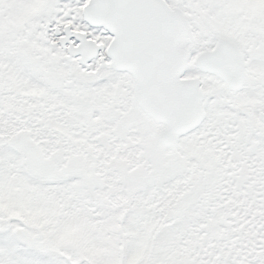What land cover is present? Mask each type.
<instances>
[{
  "label": "snow or ice",
  "instance_id": "1",
  "mask_svg": "<svg viewBox=\"0 0 264 264\" xmlns=\"http://www.w3.org/2000/svg\"><path fill=\"white\" fill-rule=\"evenodd\" d=\"M0 264H264V0H0Z\"/></svg>",
  "mask_w": 264,
  "mask_h": 264
}]
</instances>
